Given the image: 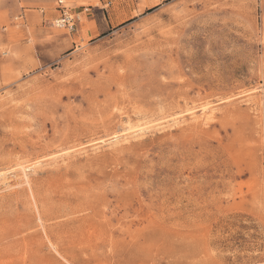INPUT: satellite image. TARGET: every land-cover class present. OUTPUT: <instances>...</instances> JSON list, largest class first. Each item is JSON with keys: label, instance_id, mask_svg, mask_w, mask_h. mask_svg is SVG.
<instances>
[{"label": "rangeland", "instance_id": "374dc122", "mask_svg": "<svg viewBox=\"0 0 264 264\" xmlns=\"http://www.w3.org/2000/svg\"><path fill=\"white\" fill-rule=\"evenodd\" d=\"M63 2L0 0V264H264V0Z\"/></svg>", "mask_w": 264, "mask_h": 264}, {"label": "crops", "instance_id": "0c3cea01", "mask_svg": "<svg viewBox=\"0 0 264 264\" xmlns=\"http://www.w3.org/2000/svg\"><path fill=\"white\" fill-rule=\"evenodd\" d=\"M101 7L95 5V13L88 17L90 38H97L120 24L135 18L142 11L143 0H95ZM154 5H148V8ZM84 11H91L85 9ZM136 12V15L132 14Z\"/></svg>", "mask_w": 264, "mask_h": 264}, {"label": "built area", "instance_id": "2783aa9c", "mask_svg": "<svg viewBox=\"0 0 264 264\" xmlns=\"http://www.w3.org/2000/svg\"><path fill=\"white\" fill-rule=\"evenodd\" d=\"M58 5L61 9V17L58 21H56V26L59 29H68L69 31H73L75 29V20L70 17L67 11V8L64 6L63 0H57Z\"/></svg>", "mask_w": 264, "mask_h": 264}]
</instances>
